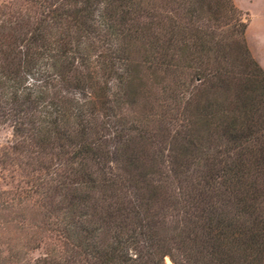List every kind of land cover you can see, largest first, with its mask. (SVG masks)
<instances>
[{"label": "trees", "instance_id": "trees-1", "mask_svg": "<svg viewBox=\"0 0 264 264\" xmlns=\"http://www.w3.org/2000/svg\"><path fill=\"white\" fill-rule=\"evenodd\" d=\"M234 0L0 5V126L56 217L34 264H264V68ZM50 225V223H49Z\"/></svg>", "mask_w": 264, "mask_h": 264}, {"label": "rangeland", "instance_id": "rangeland-1", "mask_svg": "<svg viewBox=\"0 0 264 264\" xmlns=\"http://www.w3.org/2000/svg\"><path fill=\"white\" fill-rule=\"evenodd\" d=\"M11 0H0V5ZM247 22L246 39L264 68V0H234ZM13 139L8 125L0 126V264H34L47 253L64 251L55 230L56 217L42 195L26 192L35 182L18 164L4 166L3 152ZM50 223V225H49ZM166 264H174L169 258Z\"/></svg>", "mask_w": 264, "mask_h": 264}, {"label": "bare ground", "instance_id": "bare-ground-1", "mask_svg": "<svg viewBox=\"0 0 264 264\" xmlns=\"http://www.w3.org/2000/svg\"><path fill=\"white\" fill-rule=\"evenodd\" d=\"M168 259H169V258H167V261H168ZM169 264H171V263L169 262Z\"/></svg>", "mask_w": 264, "mask_h": 264}]
</instances>
